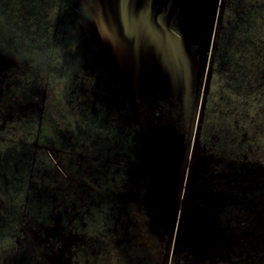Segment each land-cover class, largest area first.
<instances>
[{"label": "rangeland", "instance_id": "rangeland-1", "mask_svg": "<svg viewBox=\"0 0 264 264\" xmlns=\"http://www.w3.org/2000/svg\"><path fill=\"white\" fill-rule=\"evenodd\" d=\"M76 1L23 0L13 15L0 17V66H12L3 81L9 84L8 90L3 88L10 101L6 106L14 108L16 97L24 93L38 100L46 94L44 115L70 123L60 139L63 148L54 147L73 175L66 180L63 174L61 183L53 182L50 172H45L50 164L41 154L33 156L28 145L0 151V264H195L201 255L187 245L203 244L205 234L217 227L218 231L230 227L225 237L232 231L237 246L229 260L215 257L212 264H264L263 239L258 252L245 249L246 233H264L257 227V209L242 214L228 206L221 213L216 199L205 201V195H211L208 187L217 192L214 179L210 185L203 180V189L194 192L198 199H188L184 188L169 236L156 230L150 233L149 219L139 206L150 195L144 120L161 125L167 120L180 132L191 120L197 154L205 158L207 151L222 161L212 169H224L223 163L229 162L264 168V0H216L206 68L196 94L189 87V95L180 100L173 93L167 99L176 105L159 107L158 100H164L161 92H154L146 105L143 95L119 91L122 103L112 104L109 95L122 86L111 80L105 88L101 79L95 84L89 74L76 71L88 63L87 53L91 57L94 52L93 47L87 50L80 35L74 40L72 25L84 19L82 5ZM123 104L130 125L121 129V141H110L111 121L116 123L115 113ZM131 116L136 117L134 122ZM191 154L184 187L189 182ZM201 177L205 179V172ZM234 215L235 220L230 218ZM194 236L198 239L192 241Z\"/></svg>", "mask_w": 264, "mask_h": 264}, {"label": "water", "instance_id": "water-1", "mask_svg": "<svg viewBox=\"0 0 264 264\" xmlns=\"http://www.w3.org/2000/svg\"><path fill=\"white\" fill-rule=\"evenodd\" d=\"M78 5H82L84 19L88 28L91 27L90 35L83 39L87 50L92 47L94 50L91 57L87 53L88 61L98 71V78L105 88L112 80L115 86L124 85L120 88L123 94L143 95L146 105L154 92H161L164 99L173 93L178 100L186 96L190 88L192 94H196L206 68L216 0H80ZM170 28L178 32V38L171 35ZM163 123L144 120L148 157L145 172L151 197L146 195L139 206L149 219L146 224L148 231L156 230L162 232V236L165 233L169 236L182 203L184 188L188 199H198L200 196L194 192L203 189V180L210 185L213 179L218 183L217 192L214 187H208L211 195H205V201L216 199L221 213L226 212L228 206L242 214H253L256 208L257 227L264 231V216H261L264 215V168L229 162L223 163L225 170H215L212 166L222 164L221 159L207 151L203 158L197 154L194 145L189 182L184 187L189 143H184L176 126L167 120ZM211 171L214 174H210ZM204 172L205 179L201 177ZM200 181L203 184L199 185ZM230 218L235 220L236 216ZM218 224H222L221 219ZM217 228L212 234H205L206 242L203 244L194 242L187 245L190 251L201 255L194 259L195 264L203 261L212 264L215 257L227 261L233 255L237 246L236 234L230 231V235L225 237V231L230 227L221 231ZM256 234L245 235L249 241L245 245L248 253L258 252L256 247L261 239L264 242V233ZM194 238L198 239L194 236L192 241Z\"/></svg>", "mask_w": 264, "mask_h": 264}, {"label": "flooded vegetation", "instance_id": "flooded-vegetation-1", "mask_svg": "<svg viewBox=\"0 0 264 264\" xmlns=\"http://www.w3.org/2000/svg\"><path fill=\"white\" fill-rule=\"evenodd\" d=\"M23 0H0V17L2 15L8 14V16L13 15L16 11H18V7L20 5V2ZM26 1V0H25ZM28 2H32L34 0H27ZM157 1V0H155ZM80 0L76 1L75 4H79ZM39 5H34L33 7H38ZM78 21V20H77ZM13 24H16V22H13ZM48 25V23H46ZM31 26L34 25V22L30 23ZM56 27L59 26L56 25ZM72 28L75 30L72 32L75 34L74 40L76 41L78 37H82V40L85 38V35L88 37L89 30L91 29L88 28L87 26V20L86 21H81L79 20L75 24L72 25ZM17 30V29H16ZM59 32V31H58ZM79 32V33H78ZM169 32L171 35L175 36V38L179 37L178 32L174 28H170ZM63 32H61L62 36ZM80 35V36H79ZM62 38V37H61ZM59 38V39H61ZM58 39V40H59ZM54 46V45H53ZM59 48V47H58ZM93 55V53H92ZM58 58H61L62 55L58 54L56 55ZM89 57V56H88ZM6 71H12V66L10 64L3 65L2 67L0 66V102H3L2 105H0V151L11 147L13 145L21 144V145H28L32 149V155L37 156L39 154L43 155L44 161L48 162L50 164V170H46L45 172H50L51 177L53 178V182H58L61 183V178H64V176H68L65 179L70 180L71 177L73 176L69 172V168L67 165L63 164L60 160L59 156V149H55V144L58 145V148H63V145L61 144L60 139L64 136L66 133V128L69 126L66 122H63L61 120H56L55 117H50L49 115H44V99L47 97L46 94H42L41 98L34 99L30 98L26 93L24 95H18L19 97H16L15 102L16 106L14 108H10L9 106H6V103H9L10 101L6 97V93H3V88L9 89L7 84H3L4 78H5V73ZM76 71H82L85 74H89L92 77V80L94 79L95 84L98 81V71L95 69L94 65L88 61L80 64L76 68ZM220 72V71H219ZM214 73V70L212 71V75ZM220 73H223L222 71ZM212 75L209 77V84L212 80ZM27 77V76H26ZM205 78V77H204ZM204 80V79H203ZM26 84H30V82H25ZM124 86V85H122ZM122 89H116L114 88V92H111L108 98L112 100V104L116 102L122 103L120 101L119 95H117V92L121 91ZM15 94L13 93L12 96ZM189 95V94H188ZM187 95V103L192 105V98L191 96ZM16 96V95H15ZM140 96V95H138ZM10 99V98H9ZM109 100V99H108ZM111 102V101H110ZM164 99L162 100L161 98L158 100L157 104L158 107L159 105H168V104H175L176 102H172L170 100ZM10 104V103H9ZM8 104V105H9ZM121 105V104H120ZM119 105V106H120ZM9 107V110L6 108ZM117 108V107H116ZM125 104L122 105V107H118V112H116V123L115 120L112 119V123L114 124L113 127H111L112 132L114 135L111 137L110 141H121L122 137L119 136V134H122L121 129L125 130V127L128 128V125H130V121L128 117H125L123 113H125ZM4 109V114L3 110ZM9 111V112H8ZM158 111L157 109L155 112H153V117L156 118L158 117ZM134 112V111H133ZM15 113V114H13ZM135 114V113H134ZM193 114V113H192ZM29 115V116H28ZM132 115V114H131ZM139 115H137V123L139 127L141 126L140 121H138ZM113 117V116H112ZM111 117V118H112ZM135 116H131V122H134L133 118ZM63 118V117H62ZM156 120V119H155ZM65 121V118H64ZM118 121V122H117ZM136 121V120H135ZM72 122V121H71ZM74 122V120H73ZM77 124V123H76ZM110 125V124H109ZM64 126V127H62ZM201 126V125H200ZM126 128V129H127ZM177 128V126H176ZM192 121L190 120L189 122L187 121V126H186V131H182L181 135H183L184 143L186 144L187 141H189V158L191 151H193L192 147ZM9 129L10 131L7 132V135L5 134L6 130ZM64 129V130H63ZM202 128L200 127V130ZM134 131V130H133ZM199 137V144L205 145V142L203 139V136L201 135V131L198 134ZM62 140V139H61ZM190 140H191V146H190ZM29 141V143H26ZM82 146V145H81ZM189 162V159H188ZM64 174V176H63Z\"/></svg>", "mask_w": 264, "mask_h": 264}]
</instances>
